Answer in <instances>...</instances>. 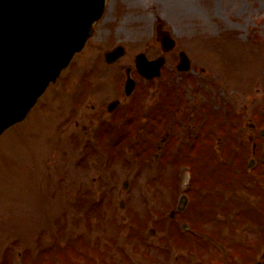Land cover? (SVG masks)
<instances>
[{
    "label": "rangeland",
    "instance_id": "rangeland-1",
    "mask_svg": "<svg viewBox=\"0 0 264 264\" xmlns=\"http://www.w3.org/2000/svg\"><path fill=\"white\" fill-rule=\"evenodd\" d=\"M142 6L145 10L139 12L145 14L120 25L118 30L128 33L117 35L113 21L118 22L114 17L119 15L116 7L108 5L106 17L97 23L94 38L82 54L61 73L56 84L48 87L28 117L0 136V264H70L66 258L72 255L79 258H73L76 264H247L250 257L240 260L237 253L248 251V244L264 234V225L255 224L256 214L264 218V162L251 165L256 173L251 175L247 170L253 167L242 169L238 160L242 155L246 165L252 159L253 143L262 153L259 158H264V135L260 136L254 125L264 129V0H149ZM157 18L173 31L178 49H184L192 59V72L171 77L179 91L187 94L186 108L192 110L190 122L184 125L185 137L199 132L198 141L211 145V149H198L199 155L196 152L190 157L181 153L178 159L195 166L199 172L196 183L205 191L204 198L189 197L182 181L176 200L172 190L157 194L153 200L148 180L155 175L151 164L157 162L142 170L129 157L133 150L126 146L137 144L147 149L148 140L143 141L147 131L133 134L141 129L138 123L132 135L123 139L122 155L112 162L95 144L97 133L108 140L100 131L101 122L120 115L109 114L104 107L117 97L120 76L124 78L126 68L132 67V56L140 51L155 53L144 43L156 47ZM100 30L103 40L99 39ZM113 40L125 45L126 56L113 65H97ZM103 41L106 43L97 44ZM186 75L191 76L190 83ZM160 85L161 81H154L145 86L147 94L141 95L146 97L145 107L159 98ZM140 89L144 85L136 89L137 95ZM124 102L127 99L119 111ZM212 109L215 119L220 113L231 118L220 124L213 122L227 125L232 138L239 136L240 146L224 130L219 132L211 123L206 124ZM235 123L240 129L234 131ZM122 125L116 123V128L123 129ZM179 130L176 123L161 125L156 140L178 143L184 138ZM250 135L252 140H248ZM86 141L92 147H83ZM110 148L118 150L104 147ZM147 151L152 153L153 148ZM216 154L225 159L233 156L234 163L226 165L215 159ZM123 155L130 162H124ZM183 176L181 170V180ZM237 176H248L247 184H241ZM162 184L157 182L160 189ZM182 194H187L194 205L185 212L186 217L192 226L206 231L208 236L204 234L202 239L211 243L193 235L194 239L188 230L172 239L176 229L164 223L157 227L155 222L162 217L152 208L165 212L162 219L168 223L170 208L181 204ZM98 205L107 209L108 217L103 220L95 216L104 214L95 211ZM167 205L170 207L165 210ZM175 219L173 226L183 223L178 216ZM129 222L142 226L141 240L135 236L127 239ZM122 228L116 243L112 242ZM251 249V259L261 260L264 246Z\"/></svg>",
    "mask_w": 264,
    "mask_h": 264
},
{
    "label": "water",
    "instance_id": "water-1",
    "mask_svg": "<svg viewBox=\"0 0 264 264\" xmlns=\"http://www.w3.org/2000/svg\"><path fill=\"white\" fill-rule=\"evenodd\" d=\"M102 3L0 0V130L23 117L48 82L55 79L82 34L98 17ZM10 28L25 31L12 32ZM4 108L16 111L5 115L9 111Z\"/></svg>",
    "mask_w": 264,
    "mask_h": 264
},
{
    "label": "bare ground",
    "instance_id": "bare-ground-1",
    "mask_svg": "<svg viewBox=\"0 0 264 264\" xmlns=\"http://www.w3.org/2000/svg\"><path fill=\"white\" fill-rule=\"evenodd\" d=\"M128 8L129 9H145L143 4H146L149 0H128Z\"/></svg>",
    "mask_w": 264,
    "mask_h": 264
},
{
    "label": "flooded vegetation",
    "instance_id": "flooded-vegetation-1",
    "mask_svg": "<svg viewBox=\"0 0 264 264\" xmlns=\"http://www.w3.org/2000/svg\"><path fill=\"white\" fill-rule=\"evenodd\" d=\"M148 49L149 50H154L155 49V47L153 46V45H151V44H149L148 45ZM160 52H161V50L159 51V54H156V55H150L149 56V59H155V58H157V57H159V55H160ZM172 51H170V52H168L167 54H166V58H167V60H166V63H170V62H172V60H176V56L173 54V56H171V53Z\"/></svg>",
    "mask_w": 264,
    "mask_h": 264
}]
</instances>
